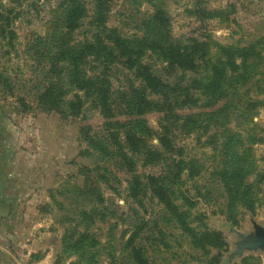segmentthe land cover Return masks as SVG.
Segmentation results:
<instances>
[{"label":"trees","instance_id":"obj_1","mask_svg":"<svg viewBox=\"0 0 264 264\" xmlns=\"http://www.w3.org/2000/svg\"><path fill=\"white\" fill-rule=\"evenodd\" d=\"M91 2L89 37L78 41L73 38V32L88 16L85 0H62L53 10L48 36L36 38L37 43L27 47L33 60L39 64L45 60L38 97L43 109L58 111L64 118L77 117L83 104L90 102L107 119L102 125L105 135L90 141V147L105 161L88 172L84 170V186L75 188L92 203L80 217L92 221L96 214L93 206L102 201L99 181L119 193L114 185L121 182L118 174H125L127 197L134 201L147 194L157 198L170 218L196 235L193 243L205 249H222L225 243L219 231L205 226L197 233L196 227L190 226L200 218L190 211L197 203L195 199H205L211 190L197 188L194 196L188 195L185 183L199 177L204 164L189 155L179 139L191 134L198 139L206 137L203 144L213 151L210 179L221 188L225 199L221 212L226 220L236 224L240 207L253 212L264 182L253 150L254 144H264V129L258 128L253 118L264 108V99L250 96V89L239 98L228 96L258 75V69L264 66L263 57L254 44L224 45L210 37L174 38L170 17L159 4H153L154 12L142 20L140 35H125L107 25L113 0ZM1 7L0 37L11 44L15 38L10 29L12 18L9 10ZM205 14L196 11L197 18L202 19L220 17L223 11ZM118 67L124 78L120 89L111 82ZM7 79L0 72L4 86H8ZM70 93L72 97L66 98ZM223 100L226 103L216 110H205ZM185 110L192 111L181 112ZM151 112L174 114L166 113L169 115L159 118L157 128H153L142 117ZM121 116L137 118L116 119ZM233 120L237 129L229 126ZM139 167L158 168V172H139ZM251 175L256 178L249 181ZM136 237L137 233H132L125 243L127 255L137 264H150ZM62 243L63 253L76 255L86 264H98L99 241L88 227H66ZM108 255V264L121 262L115 254ZM214 258L218 260L219 253ZM244 263L248 264L247 260Z\"/></svg>","mask_w":264,"mask_h":264},{"label":"rangeland","instance_id":"obj_2","mask_svg":"<svg viewBox=\"0 0 264 264\" xmlns=\"http://www.w3.org/2000/svg\"><path fill=\"white\" fill-rule=\"evenodd\" d=\"M61 1L0 0L1 9L10 12V29L15 33L11 44L0 37V72L8 78V86L0 81V152L6 147L5 153L11 155L10 150H14L16 166L15 184L9 186L7 192L0 186V264H86L76 255L63 253L64 230L75 225L79 229L86 226L95 234L99 241L98 264L109 263V252L121 261L118 264H137L125 248L134 232L137 233L135 242L150 264H245V260L248 264H264V248L238 252L236 245L240 240L238 233L253 232V223L264 225V182L254 211L240 207L236 224L226 220L221 212L225 200L221 188L210 179L212 148L203 144L206 137L198 139L196 134L182 137L179 144L189 155L203 162L204 171L196 179L187 181L184 188L189 196H194L197 188L205 191L209 187L211 195L195 199L197 203L190 211L200 218L190 226L196 227L197 233L205 226L219 231L225 243L222 249H205L193 243L196 235L186 232L170 218L157 198L147 194L134 201L127 197L125 174H118L121 182L114 185L119 193L99 181L102 201L93 206L96 214L92 221L80 217L92 203L85 193L76 192L75 188L84 186V170L88 172L105 161L90 147V141L92 137L105 135L102 125L107 119L90 102L83 104L77 117L64 118L58 111L43 109L38 97L42 82L40 69L45 60L39 64L31 58L32 52L27 51L28 46L37 43L36 38L48 36L53 10ZM85 2L88 16L73 32L77 41L89 37L92 2ZM153 4L161 5L170 17L174 38L210 37L224 45L254 44L264 64V0H113L107 25L125 35H140L138 28L142 20L154 12ZM201 8L205 13L222 10L223 14L216 18H197L196 11L207 15ZM160 67L157 64L156 68ZM114 72L112 86L120 89L124 85L121 67ZM249 89L250 96L264 99V66L251 82L234 89L228 98L242 97ZM71 97L72 93L66 98ZM223 101L218 105L226 103ZM166 113L174 114L151 112L142 117L157 128L158 119L169 115ZM131 118L137 116L116 119ZM253 122L264 129V108L259 109ZM229 126L237 129L234 120ZM253 150L257 171L264 173V144H254ZM22 163L28 165L23 171ZM139 172H158V168L139 167ZM255 178L251 175L249 181ZM218 253V260H214Z\"/></svg>","mask_w":264,"mask_h":264},{"label":"crops","instance_id":"obj_3","mask_svg":"<svg viewBox=\"0 0 264 264\" xmlns=\"http://www.w3.org/2000/svg\"><path fill=\"white\" fill-rule=\"evenodd\" d=\"M5 150L6 147H4L2 152H0V186H2L7 192L8 187L14 185L16 182L13 173L16 169V166L14 161V153H15L14 150H10V152L12 153L11 155L5 153ZM24 168H28V165H24L22 163V165L20 166L21 171H23ZM20 181H21L20 183L23 185L24 183L23 179ZM7 196L4 197L6 198V200H8Z\"/></svg>","mask_w":264,"mask_h":264},{"label":"water","instance_id":"obj_4","mask_svg":"<svg viewBox=\"0 0 264 264\" xmlns=\"http://www.w3.org/2000/svg\"><path fill=\"white\" fill-rule=\"evenodd\" d=\"M219 107L206 108V111H214ZM192 111V110H188ZM196 112L204 111L203 109H195ZM190 113V112H189ZM254 230L249 234L238 233L240 240L236 243L238 252L244 249L256 250L264 248V225L253 223Z\"/></svg>","mask_w":264,"mask_h":264}]
</instances>
